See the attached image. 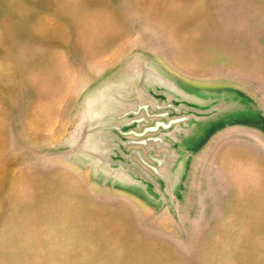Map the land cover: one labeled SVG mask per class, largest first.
I'll return each mask as SVG.
<instances>
[{"label": "rangeland", "instance_id": "1", "mask_svg": "<svg viewBox=\"0 0 264 264\" xmlns=\"http://www.w3.org/2000/svg\"><path fill=\"white\" fill-rule=\"evenodd\" d=\"M0 264H264V0H0Z\"/></svg>", "mask_w": 264, "mask_h": 264}]
</instances>
